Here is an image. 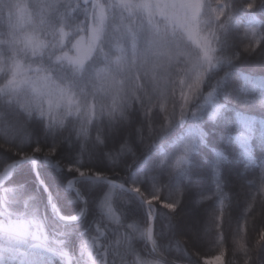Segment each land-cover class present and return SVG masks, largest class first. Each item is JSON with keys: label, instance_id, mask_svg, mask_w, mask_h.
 Here are the masks:
<instances>
[{"label": "snow or ice", "instance_id": "obj_1", "mask_svg": "<svg viewBox=\"0 0 264 264\" xmlns=\"http://www.w3.org/2000/svg\"><path fill=\"white\" fill-rule=\"evenodd\" d=\"M47 6L58 14L53 40L0 87V264H180L173 251L195 248L239 207L228 264H264V224L254 241L239 227L264 215V0H205L207 16L178 27L170 107L137 106L116 89L130 70L121 41L135 49L143 31L117 11L128 0ZM76 12L94 25L82 29ZM61 25L83 40L65 49ZM160 31L144 39V64L165 54ZM109 92L112 104L97 106Z\"/></svg>", "mask_w": 264, "mask_h": 264}, {"label": "trees", "instance_id": "obj_2", "mask_svg": "<svg viewBox=\"0 0 264 264\" xmlns=\"http://www.w3.org/2000/svg\"><path fill=\"white\" fill-rule=\"evenodd\" d=\"M50 3H52V0H0V87L13 85L17 74L22 72L29 64L35 67L40 59L39 53L44 42L53 40L54 33L58 31L55 27L58 14L53 8L47 6ZM204 4L205 0H202L200 19L208 14L207 8L203 7ZM117 11L124 17H128L131 12V25L138 29L142 26L143 31L140 32L141 38L137 41L135 49L126 40L121 41L123 46L129 49L130 70L126 71L122 82L116 85V89L119 90L120 95L127 93L128 100L134 101L137 106L143 103L159 107L167 101L170 107L172 89L174 86L178 87V81L176 80L177 65L174 62H169L168 55L153 57L147 64H144L140 54L144 48V39L153 35L155 26H159L161 30V39L165 40L166 43H174L175 47L173 33L179 35L178 29L174 26L171 27L163 20L153 22L150 25L146 24L132 10L120 9ZM74 14L80 17L82 29H90L95 23L91 12H89L86 19L79 12ZM106 17L108 23L112 24L113 9H108ZM61 27L64 31L62 44L65 49H71L79 39L84 38L83 31L77 32L67 25H61ZM34 56L35 59H33ZM180 59L183 62L188 60L189 57L182 55ZM20 97L30 98L31 90L27 88L21 90ZM113 99L112 92L97 94V106L101 103L111 105ZM91 104L92 100L90 98L89 105ZM46 174L51 175L50 172ZM245 191L246 189H241L239 186L235 188L234 193H239V198L233 200L234 206L243 205ZM234 193H230V195H234ZM253 194H255V190H253ZM160 195L162 202H167L166 198L169 195L167 189L163 190ZM208 203V201H204L206 207ZM157 207H160V205H157ZM160 210L162 212L167 211L162 208ZM186 211L189 210L186 209ZM243 214V208L239 207V212L233 215L230 222L218 219L216 226L211 230L205 227L206 217L205 224H202V227H205L206 234L201 243L197 244L195 248L188 246L182 253L173 251L169 259H175L179 256L180 264H189V259L198 261V264H204L206 258H212L218 255L220 250H226L223 262L228 264V261L234 258L231 250L234 246L236 221L238 216ZM261 224H264V215H261L259 211L256 212L255 216L249 215L247 222L244 220L239 222L241 235L249 236L253 241L258 239L254 225L259 227ZM157 226L159 227V225ZM239 255H242V253ZM143 256L146 259L153 258L148 255V252H144ZM237 264H239L238 260Z\"/></svg>", "mask_w": 264, "mask_h": 264}, {"label": "rangeland", "instance_id": "obj_3", "mask_svg": "<svg viewBox=\"0 0 264 264\" xmlns=\"http://www.w3.org/2000/svg\"><path fill=\"white\" fill-rule=\"evenodd\" d=\"M128 3L131 5L128 10L134 11L144 23L150 25L163 20L176 29L186 22H194L202 12V0H128ZM82 40L79 39L76 43ZM175 48L174 43H166L164 55L167 56L169 50L174 52ZM209 260L211 264H225L224 258Z\"/></svg>", "mask_w": 264, "mask_h": 264}]
</instances>
